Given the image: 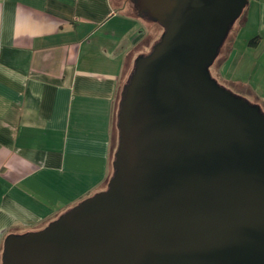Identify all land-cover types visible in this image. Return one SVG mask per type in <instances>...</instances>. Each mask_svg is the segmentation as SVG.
<instances>
[{
    "label": "water",
    "instance_id": "1",
    "mask_svg": "<svg viewBox=\"0 0 264 264\" xmlns=\"http://www.w3.org/2000/svg\"><path fill=\"white\" fill-rule=\"evenodd\" d=\"M163 31L134 59L112 172L0 264H264V113L209 66L248 0H132Z\"/></svg>",
    "mask_w": 264,
    "mask_h": 264
},
{
    "label": "crops",
    "instance_id": "2",
    "mask_svg": "<svg viewBox=\"0 0 264 264\" xmlns=\"http://www.w3.org/2000/svg\"><path fill=\"white\" fill-rule=\"evenodd\" d=\"M246 9L211 73L264 108V0ZM145 21L132 0H0V256L106 187Z\"/></svg>",
    "mask_w": 264,
    "mask_h": 264
},
{
    "label": "rangeland",
    "instance_id": "3",
    "mask_svg": "<svg viewBox=\"0 0 264 264\" xmlns=\"http://www.w3.org/2000/svg\"><path fill=\"white\" fill-rule=\"evenodd\" d=\"M247 6H248V3L244 6L241 15L245 13V10H247V9H246ZM131 11H132L133 13H136V10H134V9L131 10ZM241 15H239V17H237V18L233 21V23H232V25L230 26L229 31H228V33H227L225 39L223 40V42H222V44H221V46H220V48H219V50H218V53H219V51H220L222 45H223V44L225 43V41L227 40V37L230 35V32H233V28L235 27V25H237V22L241 19ZM145 20H147V22L145 21V22H146L145 24H148V23L150 24V23H151V24H150V27H151V28H149V29L147 30V31H148V36L145 37L144 40H143V41H146V42H145L144 46H142V49H143L144 51L141 52V53H146V52H148V51L151 49L152 45L158 40V38L160 37V35H161L162 31H163V27H162L158 22H156V21H154V20H151V19H148V18H146V17H145ZM155 30H156V32H155ZM154 32H155V34H154ZM246 33H247V32H246ZM244 35H247V34L244 33ZM245 43H246V41H245ZM218 53H217V55H218ZM217 55L215 56L213 62H212L211 65L209 66V71H210V73L212 72V67L214 66V62H215V59H216ZM211 75H212V73H211ZM212 76H213V75H212ZM213 77H214V76H213ZM217 82H218V81H217ZM117 107H118V105H117ZM260 109H261V111L264 113V108H263V107H260ZM116 111H117V109H116ZM115 120H116V118H115ZM113 133L115 134V135H114V138H115V141H116V138H117V130H116V127H115V126H114V129H113Z\"/></svg>",
    "mask_w": 264,
    "mask_h": 264
},
{
    "label": "trees",
    "instance_id": "4",
    "mask_svg": "<svg viewBox=\"0 0 264 264\" xmlns=\"http://www.w3.org/2000/svg\"><path fill=\"white\" fill-rule=\"evenodd\" d=\"M255 40H256V37H252L249 39V43H253V42H255Z\"/></svg>",
    "mask_w": 264,
    "mask_h": 264
}]
</instances>
